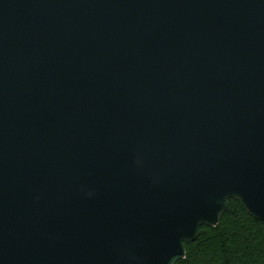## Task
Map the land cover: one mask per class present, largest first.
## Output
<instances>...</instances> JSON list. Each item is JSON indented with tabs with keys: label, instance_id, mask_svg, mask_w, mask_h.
I'll return each mask as SVG.
<instances>
[{
	"label": "water",
	"instance_id": "95a60500",
	"mask_svg": "<svg viewBox=\"0 0 264 264\" xmlns=\"http://www.w3.org/2000/svg\"><path fill=\"white\" fill-rule=\"evenodd\" d=\"M229 200L264 223V0H0V264H175Z\"/></svg>",
	"mask_w": 264,
	"mask_h": 264
},
{
	"label": "trees",
	"instance_id": "16d2710c",
	"mask_svg": "<svg viewBox=\"0 0 264 264\" xmlns=\"http://www.w3.org/2000/svg\"><path fill=\"white\" fill-rule=\"evenodd\" d=\"M175 264H264V223L229 200L217 226L201 227Z\"/></svg>",
	"mask_w": 264,
	"mask_h": 264
}]
</instances>
